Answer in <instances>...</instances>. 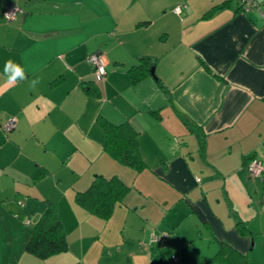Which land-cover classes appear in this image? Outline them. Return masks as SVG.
Segmentation results:
<instances>
[{"label": "crops", "instance_id": "crops-1", "mask_svg": "<svg viewBox=\"0 0 264 264\" xmlns=\"http://www.w3.org/2000/svg\"><path fill=\"white\" fill-rule=\"evenodd\" d=\"M259 1L0 0V264H264V177L247 167L264 163ZM7 60L26 79L9 84ZM103 119L136 133L140 172L104 152ZM97 177L129 188L108 219L76 202ZM49 205L67 247L42 258L26 246Z\"/></svg>", "mask_w": 264, "mask_h": 264}, {"label": "trees", "instance_id": "trees-1", "mask_svg": "<svg viewBox=\"0 0 264 264\" xmlns=\"http://www.w3.org/2000/svg\"><path fill=\"white\" fill-rule=\"evenodd\" d=\"M261 9V3L256 0ZM237 3V0H236ZM221 6H215L208 13H212ZM237 8L241 11L239 3ZM149 65L147 62L141 66H136L130 70L129 74L133 81H137L147 72ZM104 133L103 150L117 163L140 172L145 164L139 154L136 133L125 125H113L106 120H99ZM129 192V188L121 183L117 178L104 179L97 177L91 187L84 193L76 197V202L89 213L108 219L114 205L121 201ZM167 242L165 238L162 243ZM67 247L65 234L63 232L57 211L54 205H49L36 226L31 232L30 239L26 246V251L34 256L45 258L49 255L65 251ZM229 253L235 254L227 246H223L216 258H229ZM247 263V260L244 259Z\"/></svg>", "mask_w": 264, "mask_h": 264}, {"label": "built area", "instance_id": "built-area-1", "mask_svg": "<svg viewBox=\"0 0 264 264\" xmlns=\"http://www.w3.org/2000/svg\"><path fill=\"white\" fill-rule=\"evenodd\" d=\"M239 3V7L241 8V12L250 13L252 11L260 12V5L256 0H237ZM185 6L178 7L174 10L176 15H180L182 9ZM21 13L20 9L16 6H11L6 9L4 13V17L6 21H11L15 19ZM89 64H91L93 68V75L97 82L103 81L107 75V63L105 61L104 55L101 53L92 54L88 57ZM16 126V119L10 118L4 126L5 132H10ZM248 172L251 178H262L264 177V163L256 158H252L249 160L248 164ZM165 239V235H157L153 234L151 241L152 242H162ZM172 264H181L180 260L177 256H172L171 258Z\"/></svg>", "mask_w": 264, "mask_h": 264}, {"label": "clouds", "instance_id": "clouds-1", "mask_svg": "<svg viewBox=\"0 0 264 264\" xmlns=\"http://www.w3.org/2000/svg\"><path fill=\"white\" fill-rule=\"evenodd\" d=\"M4 72L7 76L9 84H15L18 81L26 79V75L22 67L12 60H7L5 62ZM36 83H38V80H33L32 86H35Z\"/></svg>", "mask_w": 264, "mask_h": 264}, {"label": "water", "instance_id": "water-1", "mask_svg": "<svg viewBox=\"0 0 264 264\" xmlns=\"http://www.w3.org/2000/svg\"><path fill=\"white\" fill-rule=\"evenodd\" d=\"M150 75L154 77V65L152 64L150 67Z\"/></svg>", "mask_w": 264, "mask_h": 264}]
</instances>
